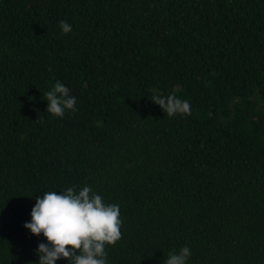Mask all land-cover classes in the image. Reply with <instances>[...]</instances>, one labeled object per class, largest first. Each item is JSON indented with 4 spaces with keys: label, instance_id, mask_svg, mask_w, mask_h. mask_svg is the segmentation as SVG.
Instances as JSON below:
<instances>
[{
    "label": "trees",
    "instance_id": "1",
    "mask_svg": "<svg viewBox=\"0 0 264 264\" xmlns=\"http://www.w3.org/2000/svg\"><path fill=\"white\" fill-rule=\"evenodd\" d=\"M85 184L120 205L109 264H264V0H0V264H35V197Z\"/></svg>",
    "mask_w": 264,
    "mask_h": 264
},
{
    "label": "clouds",
    "instance_id": "2",
    "mask_svg": "<svg viewBox=\"0 0 264 264\" xmlns=\"http://www.w3.org/2000/svg\"><path fill=\"white\" fill-rule=\"evenodd\" d=\"M62 33H69L72 26L65 20L58 21ZM45 112L63 118L66 112L76 111L77 98L70 94L64 83L56 81L51 90L43 93ZM150 100L169 117L188 115L190 104L169 93L153 95ZM2 209V208H0ZM118 203H106L102 196L87 184L78 190L69 186L62 191H46L35 197L29 217L22 227L33 236L40 235L35 253V264H109L106 246L121 238ZM67 246V247H66ZM191 250L187 245L170 250L163 264H187Z\"/></svg>",
    "mask_w": 264,
    "mask_h": 264
}]
</instances>
